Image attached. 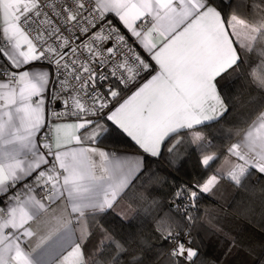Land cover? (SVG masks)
Segmentation results:
<instances>
[{
  "label": "snow or ice",
  "instance_id": "obj_1",
  "mask_svg": "<svg viewBox=\"0 0 264 264\" xmlns=\"http://www.w3.org/2000/svg\"><path fill=\"white\" fill-rule=\"evenodd\" d=\"M261 5L241 18L217 0H0V195L23 185L0 206V264H145L146 241L98 223L143 174L142 160L101 144L117 128L152 157L169 139V153L186 136L202 147L199 129L229 111L221 81L238 70L249 93L264 96ZM40 61L55 65L52 99L68 91L63 115L75 117L43 139L51 81ZM246 123L243 132L229 130L243 141L226 150L241 163L175 193L188 221V206L221 181L242 186L250 167L264 174V103ZM218 158L204 154L201 164ZM187 227L168 213L155 222L171 246L169 264H197Z\"/></svg>",
  "mask_w": 264,
  "mask_h": 264
},
{
  "label": "trees",
  "instance_id": "obj_2",
  "mask_svg": "<svg viewBox=\"0 0 264 264\" xmlns=\"http://www.w3.org/2000/svg\"><path fill=\"white\" fill-rule=\"evenodd\" d=\"M217 3L228 14L248 18L257 13L254 4L260 5V0H217ZM111 18L113 19V17ZM113 20L118 23L115 19ZM249 56L252 59L256 58L255 54L250 53ZM221 85L222 95L226 98L229 111L218 123L212 122L199 129L204 136V140L201 142L202 147L191 144L190 137L186 136L184 142L178 145L173 153L164 150L159 157H152L150 154L144 153L130 137L117 128H113L111 135L102 143L112 150L143 153L145 171L138 178H134L128 195L119 199L117 205L103 219H99L98 223L118 236L146 241V251L141 253L145 264H169L167 256L170 249L169 243L160 238L154 230L156 220L165 213L175 216L176 220L181 223L188 224L185 232L191 233L194 246H197L199 238L204 236V227L215 231L216 235L220 237L223 235L204 219V214L215 213V208L220 205L212 195L204 194L198 198L195 206H188L187 215L192 217L191 221L187 220L184 208H182L187 202H183L182 205L175 199V193L183 186H191L198 181L203 183L211 174L218 171L220 163L227 154V148L238 138V136L231 135L229 130L243 132L248 126L246 120L249 114L254 112L261 103H264V96L259 92L249 93L245 77L239 70L229 73L221 81ZM130 94L131 92L127 90L122 93L124 96ZM204 154L219 158L211 162L208 168H205L201 164ZM259 180L260 178L256 182ZM27 181H31V179ZM240 193L242 192L237 189L236 196ZM139 195H142L144 199H138ZM174 203H176V208L172 207ZM177 208L180 209L178 214ZM257 239L262 243L261 248H263L262 256L257 260V264H262L264 227L257 228ZM230 242L232 243L233 240L231 239ZM199 250L202 252L201 247ZM197 264H200L199 260H197Z\"/></svg>",
  "mask_w": 264,
  "mask_h": 264
},
{
  "label": "crops",
  "instance_id": "obj_3",
  "mask_svg": "<svg viewBox=\"0 0 264 264\" xmlns=\"http://www.w3.org/2000/svg\"><path fill=\"white\" fill-rule=\"evenodd\" d=\"M156 39L158 40L159 37ZM39 63L50 70L51 81L52 72L50 67L41 61ZM50 84L46 90L45 122L47 119L49 98L51 96ZM73 122H75V119H60L53 123L52 128L56 124H70ZM242 141L243 137L239 136L233 143H242ZM173 143H175V140L169 139L166 142V146L162 148V153L168 147H171ZM69 147H72V145H69ZM101 147L112 150L102 144ZM112 151L122 156L139 158L142 160L144 167L143 153L124 150ZM234 163H241V161L226 154L218 170H223L226 173L231 164ZM246 178L243 180L242 186H231L233 183L221 181L211 193H208L217 199L220 205L215 208V213L204 214V219L223 235L220 237L216 235L215 231L204 227V236L199 238L198 244L195 246L198 250L199 247L202 249V252L199 250V263L203 261V264H257V260L262 256L263 248H261L262 243L257 239V228L264 227V174H260L258 170L250 167ZM258 178L260 180L256 182ZM237 189L242 193L236 196ZM15 192H21L23 194V189L14 186L13 192H10L8 196L0 195V206L7 204ZM29 223L32 222L30 221ZM231 239L233 240L232 243L230 242ZM227 248L228 250H226ZM262 264H264V256Z\"/></svg>",
  "mask_w": 264,
  "mask_h": 264
},
{
  "label": "built area",
  "instance_id": "obj_4",
  "mask_svg": "<svg viewBox=\"0 0 264 264\" xmlns=\"http://www.w3.org/2000/svg\"><path fill=\"white\" fill-rule=\"evenodd\" d=\"M109 23L112 24H116L117 27H119L118 23L114 22V20L109 17ZM108 25L105 24L104 28L105 30H107ZM131 44V41L129 42ZM135 51H139L138 49H134ZM125 53L127 52V49L124 50ZM42 63L48 65L51 69L52 72V78H51V84H50V88H51V96L49 98V103H48V110H47V119L45 122V127L42 128L41 133L39 134L40 139H43L44 134L49 133V129L53 127V123L55 121H57V119L55 118V113H61V119H75V117L72 116H64L63 113L65 112V106H64V100L69 99V93L68 91H65L61 94L60 98L58 101H54L52 99L53 93L58 91L60 89V84L58 83V74L56 71V67L54 64L49 65L48 61H41ZM59 79H64L63 75H59ZM69 85L74 86L76 88L79 87L78 82H76L75 80H71L69 79ZM71 90V88L69 89V91ZM74 94V93H73ZM71 103V101H69ZM59 103V104H58ZM60 120V119H59ZM49 160L52 159V157H48ZM26 183H31V181H26ZM18 186V188L23 189V185H16ZM41 195H43V193H40ZM182 208H184V206H182ZM187 233V232H186ZM192 240V237H191ZM170 246V244H169ZM171 247V246H170Z\"/></svg>",
  "mask_w": 264,
  "mask_h": 264
},
{
  "label": "water",
  "instance_id": "obj_5",
  "mask_svg": "<svg viewBox=\"0 0 264 264\" xmlns=\"http://www.w3.org/2000/svg\"><path fill=\"white\" fill-rule=\"evenodd\" d=\"M59 104V103H58Z\"/></svg>",
  "mask_w": 264,
  "mask_h": 264
}]
</instances>
